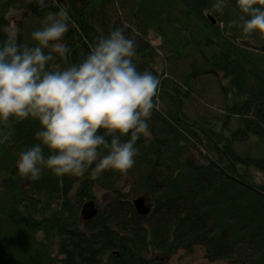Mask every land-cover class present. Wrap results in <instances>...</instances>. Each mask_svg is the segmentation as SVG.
Instances as JSON below:
<instances>
[{
    "label": "trees",
    "instance_id": "16d2710c",
    "mask_svg": "<svg viewBox=\"0 0 264 264\" xmlns=\"http://www.w3.org/2000/svg\"><path fill=\"white\" fill-rule=\"evenodd\" d=\"M9 1L0 0V42ZM49 1L41 8L23 0L25 15L42 19L58 12ZM62 1L70 17L64 37L69 61L123 28L136 42L138 71H151L161 82L157 107L126 174L97 176L90 168L83 176L57 177L45 169L39 180L22 178L16 161L38 143L39 123L29 118L10 121L11 128L0 125V134H10L0 144V264H170L179 250L196 246L209 262L264 264V183L255 175L264 174V35L245 36L236 0H227L222 12L213 9L215 0ZM32 32L20 29L19 41L27 45ZM149 34L172 41L160 73ZM204 77L213 79L222 98L218 111L186 113L189 93ZM121 177H130L127 191L114 186ZM95 185L110 190L112 201L85 222L80 208L95 200ZM132 196L149 202L148 216L135 212Z\"/></svg>",
    "mask_w": 264,
    "mask_h": 264
},
{
    "label": "clouds",
    "instance_id": "9594fccd",
    "mask_svg": "<svg viewBox=\"0 0 264 264\" xmlns=\"http://www.w3.org/2000/svg\"><path fill=\"white\" fill-rule=\"evenodd\" d=\"M36 2L48 6L46 0ZM226 3L215 0L213 9L222 12ZM236 6L245 36L264 35V0H236ZM69 20L60 8L31 33L33 45L19 41L15 25L4 28L0 42V125L11 128L10 121L29 118L39 123L38 143L16 161L18 174L33 181L45 169L57 177L83 176L90 168L97 176L105 170L126 174L157 107L161 82L151 71H138L136 42L123 28L98 37L86 56L70 62L64 43ZM56 61L66 66L50 67ZM0 135V144L10 140V134Z\"/></svg>",
    "mask_w": 264,
    "mask_h": 264
},
{
    "label": "rangeland",
    "instance_id": "374dc122",
    "mask_svg": "<svg viewBox=\"0 0 264 264\" xmlns=\"http://www.w3.org/2000/svg\"><path fill=\"white\" fill-rule=\"evenodd\" d=\"M23 0H17L16 2L13 3V0L8 2V7L6 11V17H7V22L8 26L10 25H15L18 26L19 29H25V27L31 28L34 30H37L41 28L42 25V19H32L29 14L25 15V8L22 5ZM50 4H56L55 6H58L60 8H63V1L62 0H50ZM23 16L25 18L29 17L31 20L27 21L23 19ZM212 20V19H211ZM211 23V22H210ZM24 24V25H23ZM169 36L171 37L170 34L174 33H168ZM167 38V37H166ZM172 38V37H171ZM174 39V38H172ZM149 40L151 44L156 47L157 55L158 57H155L154 62H155V67L154 70L157 71V73H160L162 68L165 66L164 65V59L167 56L166 54V47L165 45L170 44L172 41L167 39H163L161 37H156L152 34H149ZM28 41H30L27 45L31 46L30 43H35L32 39L31 36L29 37ZM65 43V40H64ZM166 65L169 67V64L166 63ZM167 70V69H166ZM166 77V74H165ZM221 78V75H218L215 79L218 80ZM211 79V78H210ZM208 79L206 77L202 78L200 81H198L195 84V87L193 89L194 93H189L188 98H192V102H187V107L185 106V112L186 113H196V112H204L207 111L208 108L211 109L212 111H218L220 102L222 101V98L220 99L217 87L213 81V79ZM176 84L182 87V81L179 79H176ZM183 90V89H182ZM188 100V99H187ZM186 100L183 102L185 103ZM159 103V102H158ZM158 107L160 109L163 108L162 104H158ZM165 110V108H163ZM195 111V112H194ZM242 146V145H240ZM202 151V154L204 155L205 152ZM195 157L197 156L195 152ZM207 156L210 159L215 158L213 155L207 154ZM256 175V180L258 183H264V174L259 173L255 171ZM130 179V177H129ZM128 179V177H121L120 180L113 181L114 186L117 189L127 191L129 186L131 185V181ZM129 180V181H128ZM94 203L95 206L98 210L102 211L105 208V205L110 203L112 201V193L110 190H105L102 189L101 187H96L94 186ZM133 197V196H132ZM136 198V197H133ZM149 203V202H148ZM149 215V214H148ZM147 215V216H148ZM96 218V216H95ZM94 218V219H95ZM84 221V220H83ZM204 251L201 247L196 246L194 247L191 251L185 252L184 250H179L171 259H170V264H224L223 261H214V262H209L203 257Z\"/></svg>",
    "mask_w": 264,
    "mask_h": 264
},
{
    "label": "water",
    "instance_id": "95a60500",
    "mask_svg": "<svg viewBox=\"0 0 264 264\" xmlns=\"http://www.w3.org/2000/svg\"><path fill=\"white\" fill-rule=\"evenodd\" d=\"M211 22L215 23V20L212 19ZM132 206L139 216H147L151 211V206L144 197L134 198ZM97 213L98 210L93 200L85 202L80 208L81 219L85 222H90L97 215Z\"/></svg>",
    "mask_w": 264,
    "mask_h": 264
},
{
    "label": "bare ground",
    "instance_id": "6f19581e",
    "mask_svg": "<svg viewBox=\"0 0 264 264\" xmlns=\"http://www.w3.org/2000/svg\"><path fill=\"white\" fill-rule=\"evenodd\" d=\"M206 19H207L208 21H211V19L214 20V18H213L210 14H208V15L206 16Z\"/></svg>",
    "mask_w": 264,
    "mask_h": 264
},
{
    "label": "crops",
    "instance_id": "0c3cea01",
    "mask_svg": "<svg viewBox=\"0 0 264 264\" xmlns=\"http://www.w3.org/2000/svg\"><path fill=\"white\" fill-rule=\"evenodd\" d=\"M98 210V209H97Z\"/></svg>",
    "mask_w": 264,
    "mask_h": 264
}]
</instances>
